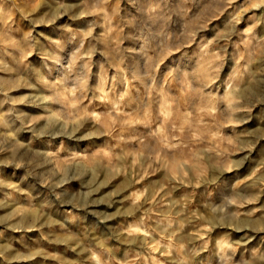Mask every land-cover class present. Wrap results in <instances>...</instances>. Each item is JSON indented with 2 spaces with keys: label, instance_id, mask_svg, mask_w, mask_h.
<instances>
[{
  "label": "rangeland",
  "instance_id": "1",
  "mask_svg": "<svg viewBox=\"0 0 264 264\" xmlns=\"http://www.w3.org/2000/svg\"><path fill=\"white\" fill-rule=\"evenodd\" d=\"M0 264H264V0H0Z\"/></svg>",
  "mask_w": 264,
  "mask_h": 264
},
{
  "label": "bare ground",
  "instance_id": "2",
  "mask_svg": "<svg viewBox=\"0 0 264 264\" xmlns=\"http://www.w3.org/2000/svg\"><path fill=\"white\" fill-rule=\"evenodd\" d=\"M47 158V157H46ZM136 241V240H135ZM141 246V245H140Z\"/></svg>",
  "mask_w": 264,
  "mask_h": 264
}]
</instances>
